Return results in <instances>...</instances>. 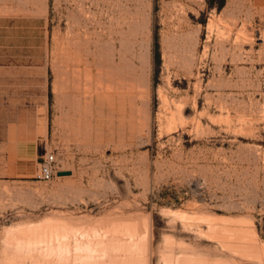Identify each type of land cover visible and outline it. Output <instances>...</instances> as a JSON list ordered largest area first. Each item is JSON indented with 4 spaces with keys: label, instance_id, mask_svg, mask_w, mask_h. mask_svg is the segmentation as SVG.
Masks as SVG:
<instances>
[{
    "label": "rangeland",
    "instance_id": "obj_1",
    "mask_svg": "<svg viewBox=\"0 0 264 264\" xmlns=\"http://www.w3.org/2000/svg\"><path fill=\"white\" fill-rule=\"evenodd\" d=\"M0 264H264V0H0Z\"/></svg>",
    "mask_w": 264,
    "mask_h": 264
},
{
    "label": "bare ground",
    "instance_id": "obj_2",
    "mask_svg": "<svg viewBox=\"0 0 264 264\" xmlns=\"http://www.w3.org/2000/svg\"><path fill=\"white\" fill-rule=\"evenodd\" d=\"M88 65V64H87ZM74 70V69H73ZM90 70V72H91V69H89ZM88 71V70H87ZM89 72V71H88ZM72 75H73V79H72V82H71V87H72V90L74 91V93H75V96H74V99L76 100V102H77V104L78 105H80V104H82L83 103V100H84V98H85V96H84V92H86L85 90L86 89H90V87L92 86L91 85V83L88 81L87 83H86V86H88V88L87 87H85L86 89L84 90V84H83V80H82V71L77 67V68H75V70H74V73H72ZM89 75V74H88ZM98 77H99V80H100V76L98 75ZM105 82H107L108 84V86L106 87L107 88V90L109 91H111V93L110 92H102V93H100L98 96V98H99V102H102V103H104L108 98H110L111 97V95L112 96H114V94L116 95V93L118 94L119 92L118 91H120V90H122L123 89V87L121 86V87H119L118 85V89L117 88H115V83H114V81L113 80H109V81H105ZM142 82V81H141ZM140 82V83H141ZM145 83V82H144ZM143 83V84H144ZM100 84V88L99 89H102V85H101V83H99ZM105 84V83H104ZM118 84H119V82H118ZM123 84V83H122ZM145 85V84H144ZM143 85V86H144ZM136 87V86H135ZM144 88H145V86H144ZM124 89H125V87H124ZM103 90V89H102ZM128 89H126V91H127ZM132 90V89H131ZM105 91H106V89H105ZM130 91V90H129ZM89 94H91V93H89ZM88 94V95H89ZM120 94V93H119ZM87 95V96H88ZM121 95V94H120ZM86 96V97H87ZM92 98V97H91ZM90 102H89V105H90V108L92 109V107L95 105V100L92 98L91 100H89ZM124 102V101H123ZM79 108H80V106H79ZM86 114H87V116L89 117H93L94 116V114L92 113V111H90V112H86ZM80 116H83V117H85V113L84 112H82V113H80ZM90 121V120H89ZM83 122H81V124L79 123V126H78V128H79V131H78V133H80V131H85V128H84V125L82 124ZM86 126H89V124H85ZM86 129H87V127H86ZM88 130V129H87ZM83 133V132H82Z\"/></svg>",
    "mask_w": 264,
    "mask_h": 264
},
{
    "label": "built area",
    "instance_id": "obj_3",
    "mask_svg": "<svg viewBox=\"0 0 264 264\" xmlns=\"http://www.w3.org/2000/svg\"><path fill=\"white\" fill-rule=\"evenodd\" d=\"M58 171L56 167V157L54 154H50L41 162L40 172L36 178L48 181L51 180Z\"/></svg>",
    "mask_w": 264,
    "mask_h": 264
},
{
    "label": "water",
    "instance_id": "obj_4",
    "mask_svg": "<svg viewBox=\"0 0 264 264\" xmlns=\"http://www.w3.org/2000/svg\"><path fill=\"white\" fill-rule=\"evenodd\" d=\"M72 172L70 170H63V171H58V175H70Z\"/></svg>",
    "mask_w": 264,
    "mask_h": 264
}]
</instances>
